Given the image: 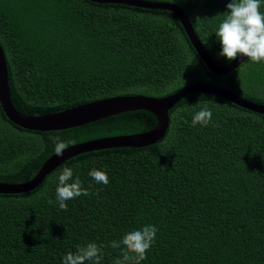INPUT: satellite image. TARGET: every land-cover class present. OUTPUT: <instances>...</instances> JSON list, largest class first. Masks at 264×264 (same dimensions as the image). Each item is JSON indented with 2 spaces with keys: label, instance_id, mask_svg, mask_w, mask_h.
<instances>
[{
  "label": "trees",
  "instance_id": "obj_1",
  "mask_svg": "<svg viewBox=\"0 0 264 264\" xmlns=\"http://www.w3.org/2000/svg\"><path fill=\"white\" fill-rule=\"evenodd\" d=\"M176 5L210 60L230 0H147ZM264 13V0L259 9ZM0 48L15 110L40 115L117 95L162 97L208 83L264 105V63L247 58L216 75L206 69L173 13L88 0H0ZM207 105L212 121L192 126ZM163 135L142 147H108L59 164L31 191L0 193V264H62L78 245L102 246L114 264L120 240L146 224L158 229L141 264H264V114L192 92L167 111ZM156 125L130 110L79 126L33 131L0 109V181L33 176L52 153L50 136L75 144ZM68 145V146H69ZM73 170L90 195L55 203L58 176ZM105 171L97 184L91 169ZM52 199L53 204L48 200Z\"/></svg>",
  "mask_w": 264,
  "mask_h": 264
},
{
  "label": "water",
  "instance_id": "obj_2",
  "mask_svg": "<svg viewBox=\"0 0 264 264\" xmlns=\"http://www.w3.org/2000/svg\"><path fill=\"white\" fill-rule=\"evenodd\" d=\"M88 1L93 3L125 4L144 9H163L170 11L175 15V17L179 21L190 45L194 49L200 61L203 63L206 69L213 74H225L236 68L238 64H240L244 59L247 58L240 55L236 59L228 61L221 66L214 64L198 42L187 17L176 5L172 3L147 0ZM192 92L214 94L241 108L264 114V105L262 104L241 98L231 93L230 91L222 87H218L216 85L208 83H194L185 85L180 89H177L175 92L161 98L145 97L140 95L117 96L113 98L100 99L84 105H79L73 108L60 110L52 113L40 115H27L15 110L10 102L7 90L5 59L3 52L0 48V109L2 111V114L10 123L26 130H62L79 126L91 121H95L96 119H101L106 116H113L119 112H125L131 109L139 108H143L149 111L158 110V114L162 115L161 123L163 125V128H165L167 123L166 110L171 107L172 104L177 102L180 98ZM155 129H153L152 131H155ZM149 132L151 131L143 133L146 134L144 135L143 140H141L138 136L135 135H120L97 138L69 145L68 148L64 150L63 156H57L55 152L49 155L41 163V165L31 178L15 183H5L0 181V193L15 194L31 191L41 182L42 178L47 175L51 170H53L63 161L77 154L108 147H139L149 143L150 138H152V136L160 137L162 134V130H160V132L157 130L153 134H147Z\"/></svg>",
  "mask_w": 264,
  "mask_h": 264
},
{
  "label": "clouds",
  "instance_id": "obj_3",
  "mask_svg": "<svg viewBox=\"0 0 264 264\" xmlns=\"http://www.w3.org/2000/svg\"><path fill=\"white\" fill-rule=\"evenodd\" d=\"M261 0H230L226 5L224 19L219 23L215 35L220 43L221 57L229 61L242 55L253 63H264V13L259 9ZM212 111L205 105L192 117V126L206 127L212 121ZM57 156H63L64 150L74 141H64L59 135L50 136ZM97 184L107 185L109 178L105 171L91 169L88 173ZM90 192L82 186L77 176L73 179V170L64 167L58 176L55 189V203L61 210H67V201ZM48 203L53 204L49 199ZM158 229L155 225L146 224L140 229L126 232L120 240L110 242V247L119 249L120 255L114 264H141L147 258V252L155 242ZM103 259L102 246L95 242L78 245L75 252L63 256L62 264H101Z\"/></svg>",
  "mask_w": 264,
  "mask_h": 264
},
{
  "label": "bare ground",
  "instance_id": "obj_4",
  "mask_svg": "<svg viewBox=\"0 0 264 264\" xmlns=\"http://www.w3.org/2000/svg\"><path fill=\"white\" fill-rule=\"evenodd\" d=\"M205 84V83H204ZM173 93V92H172ZM171 94V93H170ZM167 95H169V94H167ZM167 95H164V96H167ZM117 96H131V95H117ZM117 96H111V97H106V98H113V97H117ZM140 96H145V97H151V96H146V95H140ZM164 96H162V97H164ZM106 98H102V99H106ZM155 98H161V97H155ZM100 100V99H99ZM93 101H97V100H93ZM93 101H90V102H93ZM90 102H87V103H90ZM87 103H84V104H87ZM176 103V102H175ZM174 103V104H175ZM84 104H81V105H84ZM174 104H172V106L174 105ZM77 106H79V105H77ZM171 106V107H172ZM74 107H76V106H74ZM171 107H169L168 109H170ZM70 108H73V107H70ZM69 109V108H68ZM139 109H143V108H139ZM139 109H131V110H139ZM168 109L166 110V118H167V123H166V126H165V128H163V125H162V123H161V116L162 115H159L158 114V110H155V111H149V110H147V111H149V112H151V113H153V115L155 116V118H156V125L153 127V128H151L150 130H147V131H144V132H138V133H132V134H123V135H126V136H128V135H135V136H138L141 140H143V137H144V135H146V134H143V133H146V132H148V131H151V132H149V133H147V134H153L155 131H159L160 132V130H162V134H161V136L163 135V133L165 132V130H166V128H167V125H168V116H167V111H168ZM146 110V109H145ZM130 111V110H129ZM126 112V111H125ZM120 113V112H119ZM118 114V113H117ZM28 115V114H27ZM107 117V116H106ZM104 118V117H103ZM158 118V119H157ZM102 119V118H101ZM97 120V119H96ZM155 127H156V129H155ZM153 129H155V131H152ZM114 136H120V135H114ZM160 136V137H161ZM107 137H109V136H107ZM160 137H158V136H152V138H150V142L152 141H156V140H158ZM100 138H103V137H100ZM97 139V138H96ZM93 140V139H92ZM84 142V141H83ZM78 143H80V142H78ZM76 144V143H75ZM148 144V143H147ZM72 145V144H71ZM146 145V144H145ZM145 145H142V146H145ZM142 146H139V147H142ZM134 147H136V146H134ZM101 149V148H100Z\"/></svg>",
  "mask_w": 264,
  "mask_h": 264
},
{
  "label": "rangeland",
  "instance_id": "obj_5",
  "mask_svg": "<svg viewBox=\"0 0 264 264\" xmlns=\"http://www.w3.org/2000/svg\"><path fill=\"white\" fill-rule=\"evenodd\" d=\"M93 139V138H92Z\"/></svg>",
  "mask_w": 264,
  "mask_h": 264
}]
</instances>
